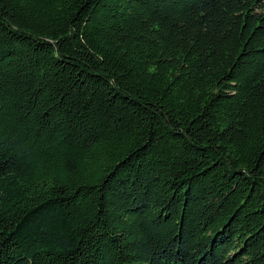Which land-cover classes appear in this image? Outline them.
<instances>
[{
  "label": "trees",
  "instance_id": "16d2710c",
  "mask_svg": "<svg viewBox=\"0 0 264 264\" xmlns=\"http://www.w3.org/2000/svg\"><path fill=\"white\" fill-rule=\"evenodd\" d=\"M0 264H264V0H0Z\"/></svg>",
  "mask_w": 264,
  "mask_h": 264
}]
</instances>
